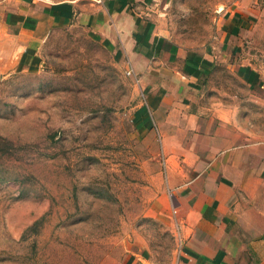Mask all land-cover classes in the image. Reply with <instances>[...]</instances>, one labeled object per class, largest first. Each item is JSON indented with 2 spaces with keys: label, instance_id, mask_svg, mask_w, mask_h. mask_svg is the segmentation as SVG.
<instances>
[{
  "label": "rangeland",
  "instance_id": "374dc122",
  "mask_svg": "<svg viewBox=\"0 0 264 264\" xmlns=\"http://www.w3.org/2000/svg\"><path fill=\"white\" fill-rule=\"evenodd\" d=\"M158 1L176 42L200 48L234 0ZM44 56L38 72L0 77V264H125L137 238L169 261L165 156L143 127L141 86L81 29L54 33ZM211 84L212 99L237 96L245 122L264 130V92L227 67Z\"/></svg>",
  "mask_w": 264,
  "mask_h": 264
},
{
  "label": "crops",
  "instance_id": "0c3cea01",
  "mask_svg": "<svg viewBox=\"0 0 264 264\" xmlns=\"http://www.w3.org/2000/svg\"><path fill=\"white\" fill-rule=\"evenodd\" d=\"M163 13L158 0H3L0 77L40 71L61 29L102 43L133 69L148 105L139 115L159 133L168 175L158 219L173 237L171 258L162 263L137 238L125 264H264V130L245 122L237 96L210 97L221 67L264 92V0L219 7L200 48L180 46Z\"/></svg>",
  "mask_w": 264,
  "mask_h": 264
},
{
  "label": "built area",
  "instance_id": "2783aa9c",
  "mask_svg": "<svg viewBox=\"0 0 264 264\" xmlns=\"http://www.w3.org/2000/svg\"><path fill=\"white\" fill-rule=\"evenodd\" d=\"M126 73H127V75H130V76H131V75H132V73H133V69H132V68H130L129 70H127V72H126Z\"/></svg>",
  "mask_w": 264,
  "mask_h": 264
}]
</instances>
